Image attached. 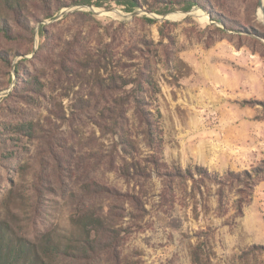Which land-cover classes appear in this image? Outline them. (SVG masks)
<instances>
[{"label": "rangeland", "instance_id": "obj_1", "mask_svg": "<svg viewBox=\"0 0 264 264\" xmlns=\"http://www.w3.org/2000/svg\"><path fill=\"white\" fill-rule=\"evenodd\" d=\"M129 3L0 0V222L89 225L54 264H264V0Z\"/></svg>", "mask_w": 264, "mask_h": 264}, {"label": "trees", "instance_id": "obj_2", "mask_svg": "<svg viewBox=\"0 0 264 264\" xmlns=\"http://www.w3.org/2000/svg\"><path fill=\"white\" fill-rule=\"evenodd\" d=\"M130 5L138 4V0H128ZM85 2V1H84ZM191 5L187 8L190 9ZM6 28L2 27V30L5 31ZM131 82V83H130ZM128 84H134L137 88V92L142 94L145 91V86H148L150 89H156V84L151 79H135L134 81H129ZM114 85V84H113ZM110 90V87L107 86ZM135 102L136 113L138 115V120L140 123L145 126L144 133L146 134L148 145L152 151L158 150L162 151L161 143V132L159 133V125L156 121H151L150 118L144 116L145 108L142 105V101L136 98ZM121 118V115H119ZM118 122L114 123V127H117ZM119 129H124L119 126ZM160 136V137H159ZM157 168V162L154 163ZM195 171L202 173V176H207L210 181H213L217 184H221V181L218 179L217 175H210L203 168H195ZM187 175L193 174V172L188 169L185 172ZM233 175H230L228 179H231ZM130 177V175H129ZM89 225L83 227L87 233V238L82 239L79 245H73V243L66 244L60 239H55L50 234H45L41 239L33 242L25 239L23 237H18L13 234L9 225L6 222H0V264H54L55 260L62 256H68L67 250L69 248H77V251H81L82 254L86 252L88 254L96 252L97 246L100 244V241L90 238V233L88 231ZM75 246V247H74Z\"/></svg>", "mask_w": 264, "mask_h": 264}, {"label": "water", "instance_id": "obj_3", "mask_svg": "<svg viewBox=\"0 0 264 264\" xmlns=\"http://www.w3.org/2000/svg\"><path fill=\"white\" fill-rule=\"evenodd\" d=\"M263 10V9H262Z\"/></svg>", "mask_w": 264, "mask_h": 264}]
</instances>
